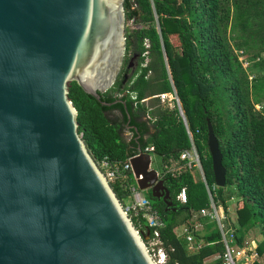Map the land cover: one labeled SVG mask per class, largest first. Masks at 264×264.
Returning <instances> with one entry per match:
<instances>
[{"label": "trees", "instance_id": "obj_1", "mask_svg": "<svg viewBox=\"0 0 264 264\" xmlns=\"http://www.w3.org/2000/svg\"><path fill=\"white\" fill-rule=\"evenodd\" d=\"M124 12L123 67L100 99L109 104L124 101L129 125L137 132L132 130L130 141H125L121 136L128 122L125 107L121 103L104 107L72 82L68 98L77 112L78 134L98 164L107 161L112 168H121L138 153L139 144L142 149L152 147L161 159V175L178 210L165 211V204L148 193L145 197L164 225L158 237L141 216H132L131 221L139 231L150 230L146 245L149 248L148 243L158 242L165 255L162 264H221L220 232L207 228L199 236L192 226L194 215L202 217L200 211L210 207L207 187L214 204L224 211L227 201L236 198L235 239L242 245L245 232L258 229L262 239L255 253L263 258L264 109L258 112L255 105L264 100V76L249 80L236 50L249 54L258 61L254 68L264 70V0H154L153 4L124 0ZM130 61L136 62L131 74ZM162 94L175 96L177 102L160 100ZM209 125L226 170L223 188L212 189ZM192 147L204 181H196L193 169L180 159ZM110 185L121 203L130 196V188L136 187L130 172ZM182 192L185 203L177 200ZM180 226L193 235L194 251L187 248L186 234L183 238L177 235ZM251 264L262 263L254 260Z\"/></svg>", "mask_w": 264, "mask_h": 264}, {"label": "water", "instance_id": "obj_2", "mask_svg": "<svg viewBox=\"0 0 264 264\" xmlns=\"http://www.w3.org/2000/svg\"><path fill=\"white\" fill-rule=\"evenodd\" d=\"M125 31L124 0H0V264H157L150 230L134 227L68 98L75 82L102 106L126 110L121 99H100L122 70ZM207 147L223 188L210 125ZM137 152L129 160L137 189L176 212L151 156Z\"/></svg>", "mask_w": 264, "mask_h": 264}, {"label": "built area", "instance_id": "obj_3", "mask_svg": "<svg viewBox=\"0 0 264 264\" xmlns=\"http://www.w3.org/2000/svg\"><path fill=\"white\" fill-rule=\"evenodd\" d=\"M153 1L154 0H150L152 4H153ZM159 98L162 101H170L172 99H175L177 102V99L175 98V96L171 94L169 95L162 94V95H159ZM179 111H180V108H179ZM153 151L154 150L152 147H145L144 149H142L143 154H148L150 156L153 154ZM138 155L139 153H137L135 156L128 158L127 162L121 168H117V167L112 168V166H110L107 161H102L101 163L99 164L97 163V164L109 182L116 178L124 179L126 172H130L133 177V172H132V168H131L129 160ZM180 159L183 161H186V167L189 170H192V169H197L198 171L200 170L199 172L202 176V180L204 181V175H203L201 165L199 162V157L194 147H192L191 150L182 152ZM215 187L217 186L214 184L212 189H214ZM207 190H208V195H209V200H210V207L208 209L201 210L200 215L202 217H206L210 221L215 222L217 224V227H218L217 229L221 234L222 242L224 245V252L221 255V264H251L254 261L253 257H257L256 253L253 255H250L248 252H245L242 249L243 245H240L237 243L235 236H234V231L226 228L223 224L224 218L221 217L219 214L220 206L217 207L214 204L212 200L211 192L208 189V187H207ZM130 192L131 194L128 197L129 204L127 205L123 204L125 211L127 212L130 218L132 216L133 217L141 216V218L145 220L147 226L153 229V234L156 239L158 237V230L164 226L163 222L159 218L158 214L153 210L152 206L150 205V202L146 199V197L140 194V191L137 189V187H131ZM177 200L182 203L186 202V197H185L184 192H182L179 196H177ZM195 227H197V225ZM195 227L193 228V231L197 233L195 231ZM185 234H186V242L189 244L192 243L194 240L193 235L187 234V229L185 230ZM150 243H154V245H156V250L162 253V256H163L161 260L156 263L157 264L164 263L165 255L163 254L162 250L158 247V242L155 240Z\"/></svg>", "mask_w": 264, "mask_h": 264}, {"label": "rangeland", "instance_id": "obj_4", "mask_svg": "<svg viewBox=\"0 0 264 264\" xmlns=\"http://www.w3.org/2000/svg\"><path fill=\"white\" fill-rule=\"evenodd\" d=\"M234 34H229V36H231ZM231 46H234V41L231 40L230 41ZM238 56H239V60L242 63L243 68L246 70L249 80L252 81L254 76H264V70L261 69L260 67H255V65L258 64V61L256 59H253L249 54H241L238 50H236ZM171 98V97H170ZM168 98V99H170ZM255 109L258 112L263 111L264 109V100L261 101V103L255 105ZM122 138L126 141L129 140V138L131 137L129 132L127 130H123L121 133ZM151 168L155 169L158 171V173L162 172V162L161 159L159 157H157L155 154L151 155ZM200 171V170H199ZM197 169H193V176L196 180H200L202 178L200 172ZM141 195L145 196L146 193L145 192H140ZM123 204L127 205L129 204V202L127 200H123L122 202ZM219 214L221 217L224 218L223 220V224L226 228L231 229V230H236L235 228L237 227V222H236V198H233L229 201H227V211H224L223 208L220 207V211ZM215 221V220H214ZM193 224L195 225H199L198 229H199V236H202L203 234H205L208 231V227H210L209 225L211 224L212 227H214L213 229L218 230L217 228V224L215 222L210 221L207 218H202L200 217L198 214L194 215L193 217ZM192 224V225H193ZM181 228H184V226H180ZM179 228V227H178ZM180 229V228H179ZM177 232V231H176ZM183 238V237H180ZM261 235L259 233V230L254 228V229H250L248 231L245 232V238L244 241L242 243L243 245V250L245 252H248L250 255L255 254V249L257 247V244L259 241H261ZM194 242V240H193ZM148 246L152 252V257L154 258V260L156 262L160 261L162 256V253L158 252L156 250V245H154V243H148ZM254 260H258L260 261L262 264H264V257L263 258H258V257H253Z\"/></svg>", "mask_w": 264, "mask_h": 264}, {"label": "crops", "instance_id": "obj_5", "mask_svg": "<svg viewBox=\"0 0 264 264\" xmlns=\"http://www.w3.org/2000/svg\"><path fill=\"white\" fill-rule=\"evenodd\" d=\"M131 138V137H130ZM129 138V139H130ZM163 167V166H162ZM160 173V172H159ZM162 176V175H161ZM195 179V178H194ZM196 180V179H195ZM201 180H202V178H201ZM197 181V180H196ZM124 200H127L128 202H129V198L127 197V198H125ZM193 222V221H192ZM194 223V222H193ZM193 226V228L196 226L195 224H193L192 225ZM210 227H208V229L210 230V229H213L214 227H212V225L210 224L209 225ZM198 227H199V225L197 226V227H195V231L197 232V234H198V232H199V229H198ZM180 228V229H179ZM179 228H177L176 229V233H177V235L179 236V237H183V236H185V230H186V228L184 227V228H181V227H179ZM195 242V241H194ZM194 242H192V243H187L186 242V244H187V248H188V250L189 251H194V246H195V243ZM200 243H201V241H200ZM216 259V257H213L212 259H210V260H207V263H211V262H213L214 260Z\"/></svg>", "mask_w": 264, "mask_h": 264}, {"label": "flooded vegetation", "instance_id": "obj_6", "mask_svg": "<svg viewBox=\"0 0 264 264\" xmlns=\"http://www.w3.org/2000/svg\"><path fill=\"white\" fill-rule=\"evenodd\" d=\"M128 64H129V66H128L127 69L129 70V74H131L132 71H134L135 68H136V62H134V61H130ZM125 77H127V75H126ZM125 129L129 132L130 136L132 137V136H133V133H132L133 131H132L131 129L126 128V127H125ZM127 141H130V139L127 140ZM135 143H137V145H138V140H136ZM138 146H140V144H139ZM138 146H137V147H138ZM146 194H147V193H146Z\"/></svg>", "mask_w": 264, "mask_h": 264}]
</instances>
